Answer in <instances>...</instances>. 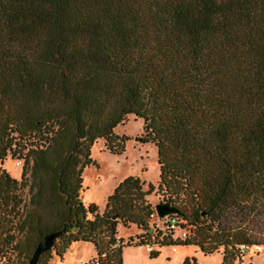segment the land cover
I'll list each match as a JSON object with an SVG mask.
<instances>
[{"label": "trees", "instance_id": "obj_1", "mask_svg": "<svg viewBox=\"0 0 264 264\" xmlns=\"http://www.w3.org/2000/svg\"><path fill=\"white\" fill-rule=\"evenodd\" d=\"M130 116L156 148L157 191L184 240L149 233L155 188L139 178L120 182L102 213L82 202L92 146L121 155L115 130ZM8 157L22 173L0 172L4 264H29L54 232L37 264L76 243L92 244L98 264H123L126 247L174 245L240 261L241 246L264 245V0H0ZM120 225L144 233L124 243Z\"/></svg>", "mask_w": 264, "mask_h": 264}, {"label": "rangeland", "instance_id": "obj_2", "mask_svg": "<svg viewBox=\"0 0 264 264\" xmlns=\"http://www.w3.org/2000/svg\"><path fill=\"white\" fill-rule=\"evenodd\" d=\"M143 122L133 116L128 117L126 123L115 130V135L119 138H126L124 142V152L121 155H113L105 148V142L98 140L90 151V164L86 165L82 172L83 192L81 199L85 207L95 206L99 213L105 207L107 197L112 194L116 186L128 177H136L143 182L144 189L148 185L154 186L155 190L147 201L154 208L160 203H167L163 193L157 191L159 181V168L157 164V151L152 144H144V133L142 131ZM5 171L11 178L19 181L22 173V162L11 160L10 157L0 161V172ZM158 218L154 215L149 223L152 233L154 229H162ZM143 234V231H140ZM117 238L123 239L124 243L129 238H134L137 231L135 227L117 230ZM179 238L178 234L172 237L173 241ZM264 246V245H258ZM154 250L157 256L151 258L150 251ZM223 249L213 255H204L195 246H168L158 248L153 246L126 247L122 250L123 264H223ZM52 259L48 264H89L96 257L94 247L90 243H76L63 255L62 260L56 257L52 251ZM13 264H27L23 257H15ZM4 264V260L0 261ZM232 264H264V254L259 253L245 260L236 259Z\"/></svg>", "mask_w": 264, "mask_h": 264}, {"label": "water", "instance_id": "obj_3", "mask_svg": "<svg viewBox=\"0 0 264 264\" xmlns=\"http://www.w3.org/2000/svg\"><path fill=\"white\" fill-rule=\"evenodd\" d=\"M156 216L159 220H162L168 216L179 215V211L174 208L170 203H160L154 206ZM149 233H152V230H149ZM61 235V232H54L46 235L42 240L37 244L32 257L29 261V264H37L40 257L51 250L54 242ZM151 249V247H148Z\"/></svg>", "mask_w": 264, "mask_h": 264}, {"label": "built area", "instance_id": "obj_4", "mask_svg": "<svg viewBox=\"0 0 264 264\" xmlns=\"http://www.w3.org/2000/svg\"><path fill=\"white\" fill-rule=\"evenodd\" d=\"M161 221H162L161 224L164 226L162 229L166 230L170 234L171 238L175 234H178L179 240H184L188 237V235H189L188 231L186 229L182 228V225L184 223L181 222L175 215L168 216ZM259 253L264 254V246H258V245H254V246H250V247L249 246H241L239 248V254L241 257V261L245 257H253ZM89 264H98V263L92 262Z\"/></svg>", "mask_w": 264, "mask_h": 264}, {"label": "crops", "instance_id": "obj_5", "mask_svg": "<svg viewBox=\"0 0 264 264\" xmlns=\"http://www.w3.org/2000/svg\"><path fill=\"white\" fill-rule=\"evenodd\" d=\"M119 227H121V225L120 226H118V228H117V230L119 229ZM137 231V233H136V235H139L141 232L140 231H138V230H136ZM135 235V236H136ZM73 246V245H72ZM247 257H245L243 260H245Z\"/></svg>", "mask_w": 264, "mask_h": 264}]
</instances>
